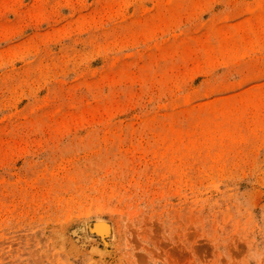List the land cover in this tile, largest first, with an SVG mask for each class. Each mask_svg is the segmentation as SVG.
Instances as JSON below:
<instances>
[{
    "label": "rangeland",
    "instance_id": "374dc122",
    "mask_svg": "<svg viewBox=\"0 0 264 264\" xmlns=\"http://www.w3.org/2000/svg\"><path fill=\"white\" fill-rule=\"evenodd\" d=\"M0 264H264V0H0Z\"/></svg>",
    "mask_w": 264,
    "mask_h": 264
},
{
    "label": "bare ground",
    "instance_id": "6f19581e",
    "mask_svg": "<svg viewBox=\"0 0 264 264\" xmlns=\"http://www.w3.org/2000/svg\"><path fill=\"white\" fill-rule=\"evenodd\" d=\"M94 229H95V231H98L102 234V233L108 232L110 230V227H109V224L106 223L105 221L98 220L94 224ZM106 234H108V233H106Z\"/></svg>",
    "mask_w": 264,
    "mask_h": 264
}]
</instances>
